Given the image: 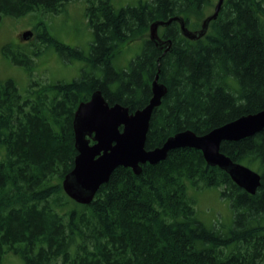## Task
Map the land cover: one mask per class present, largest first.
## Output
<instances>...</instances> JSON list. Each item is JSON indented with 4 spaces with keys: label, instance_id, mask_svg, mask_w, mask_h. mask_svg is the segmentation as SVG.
Wrapping results in <instances>:
<instances>
[{
    "label": "trees",
    "instance_id": "16d2710c",
    "mask_svg": "<svg viewBox=\"0 0 264 264\" xmlns=\"http://www.w3.org/2000/svg\"><path fill=\"white\" fill-rule=\"evenodd\" d=\"M70 1L0 0V22L37 10L57 13ZM87 2V53L42 34L65 60L84 63L78 78L32 82L24 93L0 78V264L9 253L24 264H264V130L220 144L260 174L252 194L187 147L142 164L139 174L115 168L88 204L62 188L77 155L74 113L94 90L132 112L147 104L158 74L166 93L151 114L146 149L176 132L204 134L264 109V0H224L194 40L171 21L162 28L171 39L164 49L149 39V25L180 15L198 28L211 0H145L119 9L111 0ZM136 39L141 52L116 67L119 48ZM190 188L221 189L233 215L227 231L198 219Z\"/></svg>",
    "mask_w": 264,
    "mask_h": 264
},
{
    "label": "water",
    "instance_id": "95a60500",
    "mask_svg": "<svg viewBox=\"0 0 264 264\" xmlns=\"http://www.w3.org/2000/svg\"><path fill=\"white\" fill-rule=\"evenodd\" d=\"M223 1L217 0L213 12L203 19L199 30L188 29L184 18L177 15L151 23L149 39L160 48L161 38L157 29L159 26H167L171 21L179 23L181 33L186 38L194 40L203 36L209 22L217 17ZM31 34V31H24L22 38L27 39ZM150 89L151 97L147 104L132 112L120 103L110 105L100 90H94L87 101L79 103L73 118L77 155L72 170L62 180V188L69 198L80 204H88L115 168L129 167L139 174L142 164H156L164 160L170 150L185 147L200 150L208 165L224 170L246 192L252 194L256 191L260 185V174L233 161L220 151V144L223 141H237L264 130V109L242 115L204 134H196L188 129L176 132L161 146L146 149L145 140L151 114L166 93V86L159 81L158 74L152 80Z\"/></svg>",
    "mask_w": 264,
    "mask_h": 264
},
{
    "label": "rangeland",
    "instance_id": "374dc122",
    "mask_svg": "<svg viewBox=\"0 0 264 264\" xmlns=\"http://www.w3.org/2000/svg\"><path fill=\"white\" fill-rule=\"evenodd\" d=\"M140 1L145 0H111V3L115 9H119L127 5H137ZM216 2L217 0H211V5L205 8L204 17L213 11ZM87 5V0H72L65 3L57 13L37 10L20 17L4 16L0 22V78L14 80L21 93L32 82L51 83L78 78L84 63L65 60L53 45H45L42 34L46 32V35L87 53L93 40L92 30L87 23ZM27 30L32 34L24 39L22 33ZM157 31L161 33L162 29ZM4 46L9 47L8 56L3 53ZM142 46L140 39L122 45L115 66H128L141 52ZM24 55L28 59L25 60ZM12 57L18 62L13 61ZM19 60L23 62L20 63ZM220 190L190 188L188 193L195 201L199 220L207 227L221 223V228L227 231L232 225V209L229 200L220 195ZM2 264H24V260L17 254L9 253L5 255Z\"/></svg>",
    "mask_w": 264,
    "mask_h": 264
},
{
    "label": "flooded vegetation",
    "instance_id": "af4514ba",
    "mask_svg": "<svg viewBox=\"0 0 264 264\" xmlns=\"http://www.w3.org/2000/svg\"><path fill=\"white\" fill-rule=\"evenodd\" d=\"M177 22V21H176ZM201 23H202V21L200 22V26L198 27V28H195V29H190L189 27H188V29H190V30H199L200 29V27H201ZM179 24V23H178ZM159 28H164V27H158V29L157 30H159ZM163 30V29H162ZM158 32V31H157ZM158 35H159V37L161 38V42H160V44H159V46H160V49H164V47L165 46H168V44L170 43V41H171V39L170 38H168L167 36H165V34L163 33V31H161V33L160 32H158ZM169 48V47H168Z\"/></svg>",
    "mask_w": 264,
    "mask_h": 264
}]
</instances>
